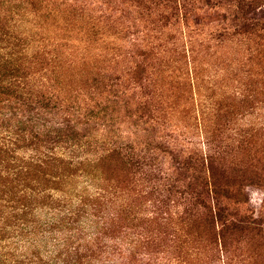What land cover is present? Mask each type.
Listing matches in <instances>:
<instances>
[{
  "label": "trees",
  "instance_id": "obj_1",
  "mask_svg": "<svg viewBox=\"0 0 264 264\" xmlns=\"http://www.w3.org/2000/svg\"><path fill=\"white\" fill-rule=\"evenodd\" d=\"M14 1L0 102L24 114L1 132L0 185L38 203L54 264H229L240 237L264 242L249 194L264 192V0H121L142 37L76 4ZM209 22L206 41L248 44L245 62H211L195 38ZM100 121L145 139L89 134Z\"/></svg>",
  "mask_w": 264,
  "mask_h": 264
},
{
  "label": "rangeland",
  "instance_id": "obj_2",
  "mask_svg": "<svg viewBox=\"0 0 264 264\" xmlns=\"http://www.w3.org/2000/svg\"><path fill=\"white\" fill-rule=\"evenodd\" d=\"M18 1L19 0H16L14 3L17 4ZM61 1L82 6L95 16L96 14L97 16L106 14L107 18L110 17V19H114L115 17L113 15H115L120 18L119 21L127 25V29L129 28L133 34L141 37L144 34V29L150 31L149 26L151 25L140 17L135 19L136 13L132 14L128 5L125 3V5L122 4L121 0H46L50 6L53 5V3L60 4ZM11 3L12 0H0V21L3 22V24L7 21L6 17L10 12ZM107 18L101 19V23L106 20V22H104L106 24ZM212 25L213 23L209 22L199 27L197 30L198 33L195 34L196 39L204 41L203 47L200 46L202 52H214L215 55L211 58V62L217 63L220 66L225 59L229 62L233 61L235 67H238L239 62H245L246 56L239 53V50L240 52H245L244 54L247 55L245 48L248 44L242 46L241 41H235L240 47L238 50L234 42L225 41L222 44L219 42L206 41L208 34L213 32L210 27ZM2 27H4V25H0V32L3 30ZM182 30V27L178 25L174 27L170 24L164 26L161 32H164L165 36L168 34L180 35ZM156 31L157 27L152 30V34H155ZM1 33H6V29ZM2 44L4 47H7L8 42ZM209 45H211V49ZM19 49L20 47L17 50L19 51ZM217 57H221L222 59ZM242 65L243 64H240L239 66ZM50 110L52 111V109ZM23 114L24 112L19 105L5 103L4 101L0 102V136L2 137L1 132H4L3 130L7 128V125L17 122L18 119L23 117ZM55 114L52 112L46 115L42 114L39 119V123L42 127L52 128L57 120ZM123 114H125V112H123ZM259 117L262 118V115L255 116L254 119L260 120ZM123 119L127 121L130 120L128 117H123ZM136 132L141 137L140 139H137ZM89 134L98 138H109L112 140H122V138L131 136L137 141L145 139L146 135L142 131V127H134L129 122H119L115 126H106L102 121L93 124L89 128ZM2 181L4 180L2 179L0 184H2ZM249 194L252 207L258 211L264 201L263 190L257 187H250ZM32 202L33 203H30L32 208L26 206L27 203H25L21 187L15 189L13 186H7L5 184L0 185V264H46V260L50 261L49 264H54V256L56 255L54 243L56 242L57 234L53 231H44L46 228V226L42 225V216L44 213L38 210L37 202ZM250 237H240L237 242H234L229 254V264H264V242ZM45 242H48L46 248ZM47 248L49 251L48 254H45V249ZM115 262L116 260L114 263Z\"/></svg>",
  "mask_w": 264,
  "mask_h": 264
}]
</instances>
